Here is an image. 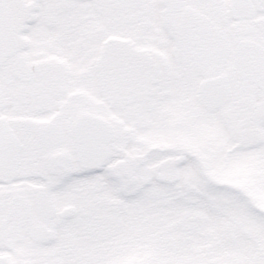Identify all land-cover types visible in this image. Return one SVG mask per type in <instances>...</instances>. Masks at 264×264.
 Returning a JSON list of instances; mask_svg holds the SVG:
<instances>
[{
    "label": "snow or ice",
    "instance_id": "obj_1",
    "mask_svg": "<svg viewBox=\"0 0 264 264\" xmlns=\"http://www.w3.org/2000/svg\"><path fill=\"white\" fill-rule=\"evenodd\" d=\"M0 264H264V0H0Z\"/></svg>",
    "mask_w": 264,
    "mask_h": 264
}]
</instances>
